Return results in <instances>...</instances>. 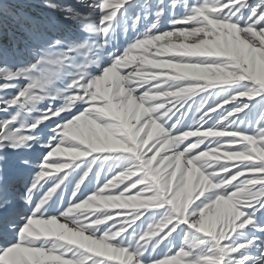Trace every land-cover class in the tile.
I'll return each mask as SVG.
<instances>
[{
	"label": "snow or ice",
	"instance_id": "6c2138e0",
	"mask_svg": "<svg viewBox=\"0 0 264 264\" xmlns=\"http://www.w3.org/2000/svg\"><path fill=\"white\" fill-rule=\"evenodd\" d=\"M0 264H264V0H0Z\"/></svg>",
	"mask_w": 264,
	"mask_h": 264
}]
</instances>
